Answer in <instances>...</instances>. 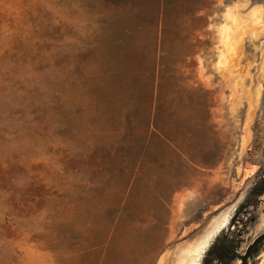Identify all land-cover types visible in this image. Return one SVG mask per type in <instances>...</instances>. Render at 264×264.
I'll list each match as a JSON object with an SVG mask.
<instances>
[{"label": "rangeland", "instance_id": "obj_1", "mask_svg": "<svg viewBox=\"0 0 264 264\" xmlns=\"http://www.w3.org/2000/svg\"><path fill=\"white\" fill-rule=\"evenodd\" d=\"M255 8L0 0V264H178L228 215L200 264H243L221 257L264 231Z\"/></svg>", "mask_w": 264, "mask_h": 264}, {"label": "bare ground", "instance_id": "obj_2", "mask_svg": "<svg viewBox=\"0 0 264 264\" xmlns=\"http://www.w3.org/2000/svg\"><path fill=\"white\" fill-rule=\"evenodd\" d=\"M252 21L251 23H246L244 22L243 26L241 27L243 29L242 33H250V35H258L259 34V31L257 30L260 26H264V22H263V19H262V11L259 9V8H255L253 10V13H252ZM232 52H234L236 49L232 48L231 49ZM262 62L260 63V69H264V58L261 60ZM264 74V70L260 71V75L263 76ZM259 89H256V100L255 102L258 100V97H259ZM252 118V109H250L248 112H247V116H246V126H248V123L250 121V119ZM249 129V128H248ZM250 132V131H249ZM249 132L246 130V138L249 136ZM246 138H244V140H246ZM246 142V141H244ZM244 144V143H243ZM219 221V220H218ZM229 221V215L226 216L215 228V231L212 232V234L210 236H208V238H206L203 242L201 241L200 243V246H198L197 248H195V254H189L188 252H186L187 257L184 259V257L181 255L179 260L177 261L178 264H200V260H201V256L203 255V252L206 250V247L208 246L210 240L215 236V234L220 230L222 229L224 226L227 225ZM214 230V229H213ZM207 237V235H206ZM204 239V238H203ZM194 249V248H193ZM191 252V251H190ZM193 252V250H192ZM263 259L260 261L259 264H262L263 263Z\"/></svg>", "mask_w": 264, "mask_h": 264}, {"label": "flooded vegetation", "instance_id": "obj_3", "mask_svg": "<svg viewBox=\"0 0 264 264\" xmlns=\"http://www.w3.org/2000/svg\"><path fill=\"white\" fill-rule=\"evenodd\" d=\"M262 178H263V182H264V173L262 174ZM258 193V199H261L262 200V203H263V209H264V183L263 185L258 189L257 191ZM237 211H245L244 208H240L238 209ZM235 223H238V221H235L233 220ZM264 246V231L259 233L258 235H256L254 237V239L248 243L245 251L243 253H240L238 252L237 250H227V256L224 257L222 256L221 257V260H223V258H227L228 256L229 257H240L241 258V261L242 263L244 264V262H246V260L251 256L253 255L254 253L257 252V250ZM224 261V260H223Z\"/></svg>", "mask_w": 264, "mask_h": 264}, {"label": "water", "instance_id": "obj_4", "mask_svg": "<svg viewBox=\"0 0 264 264\" xmlns=\"http://www.w3.org/2000/svg\"><path fill=\"white\" fill-rule=\"evenodd\" d=\"M262 264H264V261H263V263Z\"/></svg>", "mask_w": 264, "mask_h": 264}]
</instances>
